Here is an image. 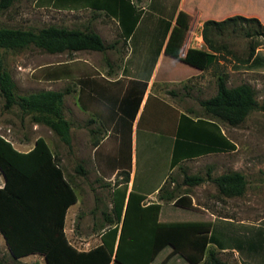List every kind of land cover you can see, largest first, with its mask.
<instances>
[{"label":"trees","instance_id":"trees-1","mask_svg":"<svg viewBox=\"0 0 264 264\" xmlns=\"http://www.w3.org/2000/svg\"><path fill=\"white\" fill-rule=\"evenodd\" d=\"M74 1H84L88 3L87 6L105 9L107 14L118 17L122 34L126 38L133 33L140 19V11L131 0ZM13 2L14 0H0V10L7 9ZM250 22L264 29V25L255 17L235 15L222 20H206L202 35L210 52L192 50L184 61L200 69L207 68L226 49L224 44H217L209 31L222 33L229 25ZM186 27L183 24L174 33L183 34ZM246 35L250 36L252 33L247 31ZM30 46L49 53L104 51L110 46L92 29L55 25L39 30L0 27V93L5 99V108L18 105L24 113L32 116L34 122L48 126L62 141L70 145V123L64 116V97L69 89L40 90L17 97L14 92L15 82L4 69L3 48L21 50ZM257 56L252 49L251 61H255ZM227 78L226 75L218 76L216 94L200 101L204 115L193 119L182 114L177 129V136L182 137V143L180 147L178 144L174 148L172 166L186 157L236 148L235 143L222 132L220 123L230 126L241 124L258 107V102L252 85L241 83L229 87ZM79 169L83 172L81 167ZM0 171L4 177V183L0 187V231L13 257L39 252L44 254L47 264H162L165 257L167 260L164 264H173L171 260L175 257L184 261V264H232L222 259L219 251L234 247L240 252H250V246L260 248L259 245H264L262 238H251L250 241V238L242 240L240 237H232L233 246H227L211 221L160 222V204L143 206L140 204L142 197L130 193L123 216L124 199L116 208L114 218L105 216L109 224L115 225L103 233L102 243L88 251H80L69 242L64 231L67 209L77 201V194L45 138L38 137L32 149L22 152L0 134ZM210 179L223 195L240 196L245 192L246 179L238 171L210 176ZM204 181L205 178L201 175L189 174H185L183 180L188 186ZM175 189L176 187L171 190L162 187L159 199L169 202L180 196V204L191 206V198L187 192L182 194ZM210 243L216 248L210 247ZM166 249L171 252L157 261L158 256ZM59 260L63 262L60 263Z\"/></svg>","mask_w":264,"mask_h":264},{"label":"rangeland","instance_id":"rangeland-1","mask_svg":"<svg viewBox=\"0 0 264 264\" xmlns=\"http://www.w3.org/2000/svg\"><path fill=\"white\" fill-rule=\"evenodd\" d=\"M151 1L153 6L159 2V0ZM87 4L84 1L74 0H14L10 7L0 10V27L39 30L42 27L55 25L83 30H94L95 28L99 29L103 36L107 35L111 30L104 26V22H107L105 18L109 17L104 15V11L94 9ZM170 4L174 7L176 2L170 0ZM160 29L159 27L157 34L161 33ZM247 31H250L252 35H246ZM209 35L217 40V44L226 46V49L218 54V59L207 66L212 76L210 83L213 84V90L217 88L216 80L220 75L228 77L227 84L229 87L248 83L256 90L258 107L237 126L220 123L222 130L235 143L236 148L234 150L183 161L181 167L185 170L182 172L175 169L170 175V178H174L175 182L172 183V179L168 178L163 187L169 190L176 187L175 190L182 194L184 192L190 193L197 203V208L211 215H206L207 213H199V215L184 213L180 217L211 220L219 231L217 234H221L220 239L223 242L225 240L227 246H233L232 237H240L242 240L250 238V241L251 238L264 240V29L254 22L240 23L236 26H227L222 33L210 30ZM252 49L258 54L257 59L253 62L250 58ZM1 52L4 69L10 73L15 82L14 92L17 97L51 88L52 85L49 86L50 81H46V78L52 73H56L62 79L56 80L57 82L53 85L54 89H69L64 97V116L68 118L70 102H72L75 94L72 90L74 88L72 82L65 78L72 71L68 63L69 60L77 56L81 61L87 62L88 67L85 68L87 75L99 80L94 83L97 84L94 89L99 96L104 98V51L82 50L49 53L35 46H30L21 50L3 48ZM102 71L103 73H101ZM211 93L212 91H209L196 99L201 101ZM4 103L5 99L0 93V132L13 141L25 138L29 143L26 146L28 149L38 137V132L41 131L65 176L69 181L77 184V190L83 204L80 213L81 219H78L77 232L88 234L87 226L90 223H94L96 229L108 223L104 212L108 210L111 191L104 186V104L92 106V109L101 108L103 125L96 117L93 118L89 115V119L93 118V122L90 121L89 126L96 125L99 128L97 132L88 130V145H85V135L82 133V144L78 147L75 141L70 145L66 144L53 131L48 133L43 130H33L34 121L30 114L24 113L18 105L6 109ZM181 107L191 108L196 114L204 115L199 102ZM124 135L120 154L122 160H128L130 169L131 131L129 134L124 132ZM93 141L94 144L103 141L96 151H94ZM141 146L139 143L138 175L135 180V187L144 186L152 190L166 173L165 155L162 156L160 153L152 151L150 155V180L147 176L144 182L142 162L147 167L148 154L142 152ZM80 167L83 172L80 171ZM232 171H238L245 176L246 187L243 195H223L210 179V176L216 177ZM185 174L201 175L205 181L198 185L188 186L183 182ZM3 180L4 177L0 171V185ZM92 206H94L92 214H88L90 215L88 217L85 216L88 213V208ZM74 209L76 210V207H73L70 212ZM69 214L66 218V227L70 223ZM74 224L75 222L72 220V231ZM68 233H70L69 230ZM210 247L216 248L212 244ZM259 247L250 246L248 250L250 252L245 250L240 252L237 248L228 247L219 251V255L232 264H264V245L261 244ZM2 251L4 252L3 257H0V260L4 261L2 264H32L26 260L13 262L8 251L4 249ZM170 252L169 249L164 250L158 256L157 261L166 255L168 256ZM166 260L165 257L162 264ZM171 262L184 264V261L178 257H175Z\"/></svg>","mask_w":264,"mask_h":264},{"label":"crops","instance_id":"crops-1","mask_svg":"<svg viewBox=\"0 0 264 264\" xmlns=\"http://www.w3.org/2000/svg\"><path fill=\"white\" fill-rule=\"evenodd\" d=\"M174 1L176 5L173 7L170 0H159L156 6H153L151 0H131L137 10L140 11V19L133 33L127 38L122 34L118 17L107 14L105 9H99L109 17L105 18L107 22H104V26L111 30L103 36L99 29L94 28L101 35L104 43L110 46L104 50V98L101 95L99 96L94 89L97 86L94 83L99 80L93 76H88L87 71H85V68L88 67L87 62L81 61L77 56L68 62L72 71L65 79L72 82L74 86L72 90L75 94L72 102H70L69 117L67 118L70 123L71 144L75 141L79 147L82 144L81 135L84 133V143L88 145V130L97 132L99 128L96 125L89 126V122H93V118L96 117L103 125L101 108L92 109V106L104 104V186L111 191V201L104 215L108 217H115L116 208L124 199L123 216L129 194L135 193L142 197L140 204L143 206L153 203L160 204V222L211 221L180 217L184 213L194 215L207 213L206 215H211L197 208V203L190 193L187 194L191 198V206L180 204V196L169 202L159 199L161 188L174 170L179 169L182 172L185 170L181 167L183 161L218 153L209 152L186 157L175 166L171 165L174 148L178 144L180 147L182 143H180L182 137L177 136L182 114L193 119L200 117L193 109H186L181 106L200 103L196 99L198 96L212 91L205 98L208 99L217 92V88L213 90V84L210 83L212 76L208 68H197L186 63L184 59L192 50L210 52L202 35L203 24L208 19L222 20L230 16L242 15L255 17L264 25V0ZM183 24L187 25L185 32L175 34L174 30L182 28ZM159 27L161 33L157 34ZM60 78L56 73H52L51 76L47 77L46 81H50L48 84L52 87L46 90H55L53 85ZM89 115L93 118L89 119ZM32 129L52 132L48 126L37 122H33ZM130 131L131 155L129 156V169L128 160H122L120 153L125 138L124 132L129 134ZM222 132L226 135L224 130ZM38 133V137L46 138L41 131ZM0 134L5 136L2 132ZM6 138L22 152L32 149L37 139L27 149L26 146L29 143L25 138L16 141ZM45 140L47 141V139ZM101 143L95 145L93 141L94 151L100 147ZM139 143L142 145V152L148 154L147 167L142 162L144 182L147 176L150 180V155L152 151L158 152L162 156L165 155L166 173L152 190L144 186L135 187V180L138 175ZM153 169L155 176V164ZM174 182L173 178L172 183ZM70 183L76 191L77 201L67 209L65 224L69 213L70 223L68 227L64 225V231L74 247L80 251H88L102 243L103 233L112 228L115 223H106L97 229L94 223H90L87 226L88 234L78 233V219H81L80 213L83 204L77 190V184L72 181ZM73 207H76V210L70 212ZM93 210L94 206L89 207L85 216H90L88 214H92ZM72 220L75 222L73 231ZM120 226L121 222H119ZM68 230L70 233H68ZM2 249L8 251L13 262L26 260L32 264H47L44 254L39 252L13 257L5 237L0 231V257L4 255ZM3 262L0 260V264ZM59 262L61 263L63 260H59Z\"/></svg>","mask_w":264,"mask_h":264}]
</instances>
